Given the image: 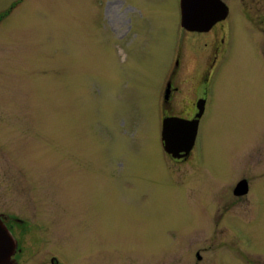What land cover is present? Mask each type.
<instances>
[{
    "label": "rangeland",
    "instance_id": "obj_1",
    "mask_svg": "<svg viewBox=\"0 0 264 264\" xmlns=\"http://www.w3.org/2000/svg\"><path fill=\"white\" fill-rule=\"evenodd\" d=\"M235 8L189 162L164 147L162 99L172 78L169 112L187 98L193 114L214 47L181 30L180 0H0V215L17 264H264V33Z\"/></svg>",
    "mask_w": 264,
    "mask_h": 264
},
{
    "label": "flooded vegetation",
    "instance_id": "obj_2",
    "mask_svg": "<svg viewBox=\"0 0 264 264\" xmlns=\"http://www.w3.org/2000/svg\"><path fill=\"white\" fill-rule=\"evenodd\" d=\"M226 5L227 8L226 9V15L225 17H223L221 20L217 21L209 30L207 31H203V32H198V31H191L188 30L186 28H184L182 25V29L181 30H187L190 31L192 33H207L208 35H213V38L209 39L206 42V46L209 47L210 42L211 46L213 45L214 50H211V57L213 56V60L210 64V67L204 77V81L206 80L208 82L207 86H206V90L205 92H202V95H200L199 97H197L196 101H195V105H194V110H193V114L186 116L192 109L193 104L191 102L190 106H188L189 104H186V100L187 98H181L180 100L176 101V105L177 107L180 108L181 112L183 114H171L169 112V106L171 104L172 98L174 93L178 92L180 90V88L178 86H175L174 83L172 82V78H170L167 81V87L170 84V92L168 93V97L166 98L165 96L162 99V104H161V111H162V121L165 117L168 116H180L183 118H188V119H192L195 114L198 112V101L201 98H205L206 99V108H205V113L207 111L208 105H209V100H210V83L213 81L214 76L219 75L222 69V65L224 63V60L227 59V57H229L231 55L233 46H234V36H235V30H234V15H233V9L236 7H239L244 11V15L247 17L251 27L253 28L254 32H263L264 33V0H240L241 2V6H238L235 0H222ZM235 8V9H236ZM181 12V9H180ZM234 19V20H233ZM215 30V31H214ZM260 34V33H259ZM256 36V35H255ZM259 40V36L255 37L253 44L255 46V50L257 48V44L256 42ZM264 45V44H263ZM188 46H185L182 42V46H180V43L178 45V48L175 52V64L176 66H173V70H172V75H174V73L177 72V68L180 67V62L183 60V55H184V48H187ZM259 48L263 49L261 46H259ZM191 50L189 49V52ZM213 52V54H212ZM256 53H258V48L256 50ZM262 55V52H261ZM257 68L258 69H263L264 67V63H257ZM261 65V66H260ZM204 74V73H203ZM195 77V78H194ZM203 77V75H199V78ZM198 78V76H192L190 78V80L192 79H196ZM203 81V83H204ZM169 83V84H168ZM203 85V84H202ZM166 87V88H167ZM166 95V92H165ZM166 106V107H165ZM171 109V108H170ZM184 110V111H182ZM204 116V115H203ZM202 119V118H201ZM194 150H192L186 157H182V158H174L171 156V158L175 161H181L184 159L189 160V162H191L190 160L193 158L194 156ZM195 159L192 161L191 164H194ZM243 185L240 187V184ZM250 181L247 177H243L240 178L237 181V184L234 186V196H243L246 197L244 200H246V204L248 205L249 203V199L247 198L249 196V192H250ZM240 188V190H236V188ZM241 191V193H239ZM6 225L9 227L10 231H14L15 228H17V225L14 221H10L8 220V222H6ZM21 252V247L18 246L17 248V252ZM16 254L13 256L18 263V258H16ZM16 263V264H17ZM51 264H60L57 257H52L51 258Z\"/></svg>",
    "mask_w": 264,
    "mask_h": 264
},
{
    "label": "water",
    "instance_id": "obj_3",
    "mask_svg": "<svg viewBox=\"0 0 264 264\" xmlns=\"http://www.w3.org/2000/svg\"><path fill=\"white\" fill-rule=\"evenodd\" d=\"M225 8L226 5L221 0H181L182 25L193 31H207L218 20L225 17ZM169 92L170 84L166 90V98ZM204 103V99L198 102L199 112L192 120L176 116L163 119L162 140L165 149L173 157H186L192 150L198 133L199 121L204 112ZM242 185L243 183L240 187ZM17 248L18 241L2 223L0 215V264H16L17 260L13 256ZM197 255L201 258L199 253Z\"/></svg>",
    "mask_w": 264,
    "mask_h": 264
},
{
    "label": "bare ground",
    "instance_id": "obj_4",
    "mask_svg": "<svg viewBox=\"0 0 264 264\" xmlns=\"http://www.w3.org/2000/svg\"><path fill=\"white\" fill-rule=\"evenodd\" d=\"M16 229V228H15Z\"/></svg>",
    "mask_w": 264,
    "mask_h": 264
}]
</instances>
